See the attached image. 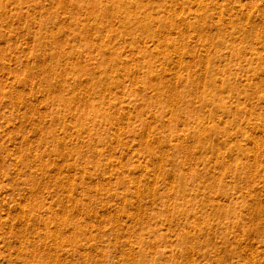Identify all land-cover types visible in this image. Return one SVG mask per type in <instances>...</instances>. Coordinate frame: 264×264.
<instances>
[{
  "label": "rangeland",
  "instance_id": "1",
  "mask_svg": "<svg viewBox=\"0 0 264 264\" xmlns=\"http://www.w3.org/2000/svg\"><path fill=\"white\" fill-rule=\"evenodd\" d=\"M0 264H264V0H0Z\"/></svg>",
  "mask_w": 264,
  "mask_h": 264
}]
</instances>
